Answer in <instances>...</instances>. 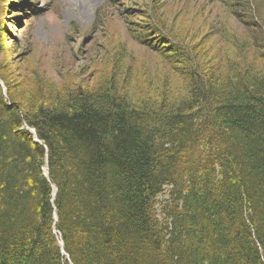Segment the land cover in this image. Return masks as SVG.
Masks as SVG:
<instances>
[{
	"label": "trees",
	"instance_id": "obj_1",
	"mask_svg": "<svg viewBox=\"0 0 264 264\" xmlns=\"http://www.w3.org/2000/svg\"><path fill=\"white\" fill-rule=\"evenodd\" d=\"M221 2L242 35L135 15L179 89L124 50L92 83L0 60V264H264V0Z\"/></svg>",
	"mask_w": 264,
	"mask_h": 264
},
{
	"label": "rangeland",
	"instance_id": "obj_2",
	"mask_svg": "<svg viewBox=\"0 0 264 264\" xmlns=\"http://www.w3.org/2000/svg\"><path fill=\"white\" fill-rule=\"evenodd\" d=\"M155 1L163 3L162 12L168 25L176 22L178 29L180 25L192 29V35L203 38L214 30L218 33L226 30V39L228 34H243L221 0ZM147 2L149 0H117L115 3L111 0H0V20L6 29L0 60L4 64L11 63L12 70L19 73L38 70L61 82L70 71L78 75V80L92 83L96 72H102L105 63L124 50L126 66L133 70L132 88L139 85L145 88L152 83L157 86L167 76L178 87L180 80L172 74L171 66L132 36L131 28L140 22L135 15L143 14ZM17 5H21L19 10L14 8ZM128 6L135 11L127 13L125 7ZM262 7L264 15V3ZM33 8L39 15L31 11ZM185 31L181 34L187 36ZM218 35L223 40V33ZM30 64L32 68L28 67ZM138 81L141 83L137 84Z\"/></svg>",
	"mask_w": 264,
	"mask_h": 264
}]
</instances>
